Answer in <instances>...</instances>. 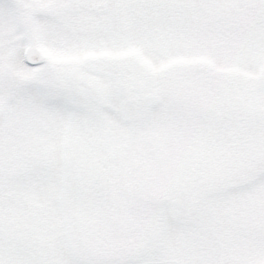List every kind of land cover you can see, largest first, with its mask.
<instances>
[{
	"label": "snow or ice",
	"instance_id": "6c2138e0",
	"mask_svg": "<svg viewBox=\"0 0 264 264\" xmlns=\"http://www.w3.org/2000/svg\"><path fill=\"white\" fill-rule=\"evenodd\" d=\"M0 264H264V0H0Z\"/></svg>",
	"mask_w": 264,
	"mask_h": 264
}]
</instances>
